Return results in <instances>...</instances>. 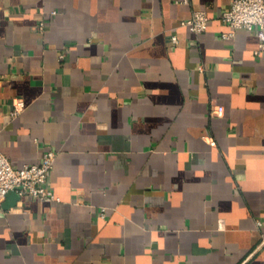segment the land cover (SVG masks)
<instances>
[{"label":"crops","instance_id":"crops-1","mask_svg":"<svg viewBox=\"0 0 264 264\" xmlns=\"http://www.w3.org/2000/svg\"><path fill=\"white\" fill-rule=\"evenodd\" d=\"M233 2L0 0V151H57L56 198L0 206V264H264V51L224 37Z\"/></svg>","mask_w":264,"mask_h":264},{"label":"built area","instance_id":"built-area-1","mask_svg":"<svg viewBox=\"0 0 264 264\" xmlns=\"http://www.w3.org/2000/svg\"><path fill=\"white\" fill-rule=\"evenodd\" d=\"M183 3H191L192 0H178ZM222 19L232 27L230 32L224 33L229 38L240 28L250 30L258 29L260 34V45L257 53L264 51V0H234L231 7L222 13ZM210 16L206 10L195 9L192 15L185 21L184 25L197 35L203 33L209 25ZM44 29L46 22L40 23ZM174 42L178 37L173 36ZM25 107V102L16 100L13 115H18ZM212 114L223 115V105H214ZM57 151L49 148L44 151L42 161L39 163L25 164L23 167L13 166L9 156L0 151V206L4 204L8 195L15 191L20 197L31 196L38 199H54L55 191L49 182L50 171L54 167Z\"/></svg>","mask_w":264,"mask_h":264},{"label":"water","instance_id":"water-1","mask_svg":"<svg viewBox=\"0 0 264 264\" xmlns=\"http://www.w3.org/2000/svg\"><path fill=\"white\" fill-rule=\"evenodd\" d=\"M11 193H16V192H15V191H12ZM11 193H10V194H11ZM16 194H17V193H16Z\"/></svg>","mask_w":264,"mask_h":264}]
</instances>
